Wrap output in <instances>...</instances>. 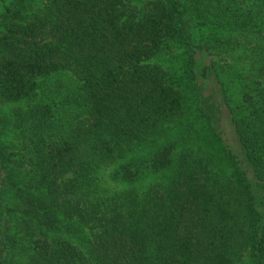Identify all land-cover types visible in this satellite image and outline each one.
<instances>
[{
    "label": "trees",
    "instance_id": "1",
    "mask_svg": "<svg viewBox=\"0 0 264 264\" xmlns=\"http://www.w3.org/2000/svg\"><path fill=\"white\" fill-rule=\"evenodd\" d=\"M6 1L0 264H264V0Z\"/></svg>",
    "mask_w": 264,
    "mask_h": 264
},
{
    "label": "rangeland",
    "instance_id": "2",
    "mask_svg": "<svg viewBox=\"0 0 264 264\" xmlns=\"http://www.w3.org/2000/svg\"><path fill=\"white\" fill-rule=\"evenodd\" d=\"M12 0H7V3H10ZM37 3V0H36ZM4 4L0 2V13L3 12ZM193 23L195 25V34L196 40L200 39L199 34V21L193 19ZM180 50L177 48L169 49L162 57L161 60L165 64L166 67H169L171 70H177L183 61V57L180 55ZM204 60V64L207 66H211L213 70V74L209 80L203 82L201 80L200 84L202 85L203 93L207 96L211 94V88L216 87L218 83L216 82L215 76L216 73H219L222 77L224 85L227 86V90L232 97V101L237 104V102L241 98V82L240 79L242 76L247 74L249 71V57L248 54L244 51L237 52L234 56H229L226 54L214 55L213 58H201ZM238 72V73H237ZM241 74V75H240ZM242 80V79H241ZM27 108L26 103L19 106L18 104H9L1 106L0 112L7 114L9 118L13 121L17 119V115L14 112L17 110L20 112V109L25 110ZM108 167V168H105ZM101 168L99 171L95 172V177L97 176V182L99 183L100 187H112L108 182V175L110 168L109 166H105ZM145 183V182H144Z\"/></svg>",
    "mask_w": 264,
    "mask_h": 264
}]
</instances>
